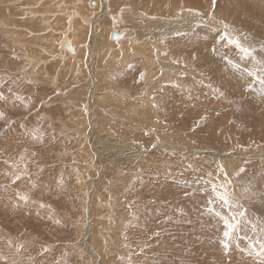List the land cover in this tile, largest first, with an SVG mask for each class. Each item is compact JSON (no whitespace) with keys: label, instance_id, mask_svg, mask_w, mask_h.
Here are the masks:
<instances>
[{"label":"rangeland","instance_id":"1","mask_svg":"<svg viewBox=\"0 0 264 264\" xmlns=\"http://www.w3.org/2000/svg\"><path fill=\"white\" fill-rule=\"evenodd\" d=\"M9 1L11 2H8V0H2L0 2V9H2L0 10V20L3 19L2 22L4 21V24H7L9 22L11 24H9L10 28L14 25V28H11L14 29L12 33L17 31L18 34H16V32L14 35H12V37L14 36V39H12L10 38L11 35L8 34L9 32L7 31V29H5L6 31L3 30V27L5 26L0 25V27L3 28H0V112L4 113V119H0V191L2 190L0 193H4L3 190L7 189V192L12 193L13 195L18 193L24 194L27 197V200H25L26 204H23V201H19V203H22V205L20 206L21 209L19 208V214H16L15 218H12V220L15 219L14 222L17 223L16 226L12 228L11 224H6L3 221L5 218L9 219L10 217L3 218V209H1L3 207V204L7 203L9 200H6L4 202L3 196L0 195V202H3V204L0 203V211L2 212L3 219H1L0 214V264L1 262L2 264H83L82 261L80 262L78 260L79 254L77 251L79 250V248H72L73 245H76L82 239L79 237V232L75 230V224L73 226L69 224V220L71 217H75V219H77L80 216V219H82V221L84 220V216L85 218H87L86 213H83L82 209H80L79 200L76 197L78 190L77 188H80V184L82 186H86V184H83V182L79 181V179H77V177L75 176H79L81 172L85 175L87 174L85 177L86 179L83 181L84 183H86L87 181L89 182V180H92L93 178H95V176L98 177V173L95 171L97 170L98 166L112 163L113 160L116 159L120 161L121 159L123 160L130 157H133L135 159L141 158L143 163H141V165L138 164L135 169H133L132 175L130 174V171H127V173L121 172L122 175L120 174V171L118 172L120 174L119 176H129L126 177L129 179L124 182L123 186H119L121 188V191L114 194L113 198L115 199V202L116 204H118L119 208L125 207L126 211L128 212H125L126 215L124 214V218L121 223L122 226H125L122 227L123 232L124 228H126V233L124 232L125 240H123L124 242H127L125 243V246L128 247L127 250H132H129L130 252H132H129V255L132 256L133 252V255L137 254L136 256L139 259L138 264H175L176 262L178 264H264V136L262 135V137H260L259 134L258 136H256L253 133L255 130L261 133V131H263L262 128H264V120H262V116H264V83H261V81L264 80V65H262L263 68L262 66H260V64H264V61H258L257 58L258 56L259 58L264 59V37L257 35V31H260V29H264V0H250L254 1V3L260 4L262 7L257 8L253 12L249 11V8L247 9L246 6L245 9L243 8L244 6L241 7L242 2H245L246 0H209L212 2L210 6L211 14H206L207 10H201L200 8H185L182 9V11H180L177 15L166 19L165 24H163L166 27L162 30L159 27H156L158 26V23H161L160 20L162 19H159L158 16L155 17V15L148 14L146 11L141 10L139 12L136 9L135 11L134 8L127 9L128 7H124L116 13L112 12V6H115L113 3H116L115 0H98L100 3L99 8L95 11H92L91 9L93 7V0H78V4H82L78 8H75L77 10L79 9L76 13H80L81 16H83H80V19L78 17L77 18L79 20H82V24H85L81 25V32L78 30L81 28L79 27L81 22L79 23L78 27L76 26V23H74L77 18L71 22H67L68 20L65 19V17L61 18V20H59V18L57 17L56 21L59 20V22L54 23L52 15V13L55 12L54 7L58 12L61 8L58 6L63 3L65 5L63 9L66 7L65 9H68L66 11L68 15H70L69 13L71 9L74 7V5H76L73 4L74 0H45V4L47 5L43 6V8H40V6L42 7V5H44V3L42 4L43 0L37 1L38 6L37 4H35L36 0H34V2H32V0ZM14 1H17V3H14ZM7 2L8 4H10L8 5L9 8H6L8 7L6 6ZM85 2L88 5L85 4ZM13 3L15 4V6ZM23 4L25 5L23 6ZM29 5L32 8L35 5L36 8H39L36 9L34 7L36 10L34 8L32 10ZM206 5L208 6V3ZM22 7H26L25 9L28 10L25 11V9ZM63 9L62 11L66 12L65 9ZM105 9H107L108 11L105 12ZM14 10H17L18 12H15ZM27 11H29L30 13ZM38 11L39 13L43 14V18H37V16L33 15ZM218 11L224 13L229 11L230 14L233 12L231 14L232 18L239 20L238 22H240V25L239 23L237 25V22H234V19L231 21H227L225 18L223 19V17H218L216 13ZM21 13L23 14L21 15ZM24 13L28 18L30 17V19H27ZM84 13L87 14L85 15ZM102 13L104 14V21H98L97 14L102 15ZM18 16L20 17V19L18 18ZM118 16L120 18H118ZM3 17H5V19ZM35 17L36 20H32L35 19ZM200 17H202V20L199 19ZM49 18L50 20H48ZM82 18H84V20ZM103 18H101V20ZM10 19L13 21H11ZM16 19H18L19 21ZM145 19L147 20V27L145 28H148L146 30V34L148 33L149 36L151 35L152 39L156 37V35L154 34H157V32H162L161 35L164 36V39H161V42L158 40L156 41L159 44L161 50L158 51V63L164 66L170 65L171 67H173V73L171 72L173 74L172 79H165L164 81H161L159 86L157 85V88L154 89V93L151 94L146 93L148 89V86L146 85L147 82L144 80V75L146 72L144 73V71L140 69L141 66L137 63V61L127 60L124 68L122 67L119 72L113 71V73L109 72L108 74H103L102 71H100L99 66L97 64H94L96 62L98 63L97 50L102 49V46L99 44L100 41L98 40V35H100L98 33L101 30L107 27L106 30L108 32L110 30H115L126 34L125 37H122V40L124 41L122 42V44L124 43L123 45H120L118 47L113 46L111 48L114 56L118 53V50L124 52L127 43L129 42L127 36L130 35L131 37L133 35L132 31H134L136 36H138V40H136L141 41L142 35L138 30L144 27ZM242 19L247 22H242ZM28 21L32 22V26L34 27H30L31 24H28ZM64 21H66L67 23H64ZM104 22L106 23L104 24ZM68 23H70L73 27L72 30L73 33H75L76 37L74 41H77L76 44L78 48H80V50L82 51L85 50L84 55H81V51L77 52L76 56L78 59L85 57L84 62H80V66L78 65L77 70L75 68L71 69L67 59H65V61L62 60L61 57H58L62 54L63 51H66L65 48L62 49L63 47L61 44V42L64 40V36L65 38L67 37V42L69 41L68 45L70 44L69 46H72V43L70 41L73 38V34L69 29L71 25H68ZM230 23L232 24L230 25ZM129 24L133 27L132 29L128 26ZM224 24L227 25V27H225ZM48 26L52 28V32L50 34L46 32ZM16 28L17 30H15ZM255 28H258L259 30ZM18 29L20 30V32ZM209 29L211 33H215L214 35L217 36L214 42H216L217 44H222V49H224L225 47L231 50L229 53L230 55L228 56L224 54V50L222 51V54L216 53V49L213 50V55L218 57L219 60H222L225 65H229L230 69H225L223 71L222 68L218 66V64H220L221 62L219 63L216 61H212L210 60V58L206 59V56H203V53V57L199 56L194 58H189L186 54L183 56L180 55L179 58L168 56V50L164 44H166V39L170 41L172 37L175 36V39L181 38L185 48H190L189 46H191L192 49H195V52L201 53L203 49H200V44L196 42H194L193 44L191 43V41L190 43H187L184 41L192 39H188L189 35L195 36L193 34L198 32L199 34H205L202 32L207 30L209 31ZM69 32L71 33V35ZM46 33L48 36L46 35ZM230 33H233V35ZM245 34L249 35L247 36L248 38ZM18 36H21L20 38L24 37L22 41L19 40L20 38H18ZM33 36L35 37L32 38ZM5 37H7L8 39ZM47 37H53L56 41H54V39L52 38L51 39L53 40V42L51 39L47 40ZM205 37L210 40L209 42H212L211 38H208V35H206ZM252 37L255 39L253 40ZM16 38H18V41L16 40ZM44 38L46 39V41L44 40ZM251 40L255 43L253 44ZM230 41L238 42L242 48H247L250 54L245 55L240 50V48L236 46V43H230ZM21 42H24L22 43L23 45L21 44ZM209 42H206L205 44H203V46L205 45L206 47V45H211ZM31 43H33V45ZM35 43L38 44V46H36ZM92 43V47H95L97 45V49L95 48L91 51L87 46L91 45ZM13 44L16 48L13 47ZM15 44L17 46L21 44V47L18 46L17 49V46ZM81 44L85 46L84 50L82 49L83 46ZM250 44L252 45L250 46ZM25 47L27 48V50ZM47 49H52V52ZM20 52H22L24 55ZM231 54H233L234 58L231 57ZM260 54L261 56H259ZM184 58H186V61H184ZM30 60H37L39 63L43 62V64H45L44 67H42L43 64H40V67L44 68L43 70H37L42 75L38 76L37 74L36 76V74L33 73L34 64H31ZM24 61L26 62V64H24ZM191 61L193 64L191 63ZM242 63H250V67L247 68V66H244ZM16 67L20 69H17ZM23 67L25 70L23 69ZM91 67H94V70L92 68L93 73L90 72ZM175 67L184 71L186 70L187 73L179 74L178 72H176ZM187 67L193 70L194 74L196 72V75H199L196 76V79L198 81H196L195 75L193 76V74H191V71L187 69ZM235 68L236 71L239 70L241 73H243L242 77L238 76L239 79L238 77H236L237 74L233 72ZM78 70L80 71V74L78 73ZM27 72L31 73H28L29 77H33L32 79L34 81H30L28 79L29 77L27 79H24L23 74ZM45 72L49 75V77ZM188 73L191 74V76H188ZM189 79H192V81L194 83H197L198 86H195V89L197 88L196 91H185V99L187 98V100H199L200 97H198V90L201 89V87L202 89H204L203 87H205L207 89L209 88L208 93L205 92V96L207 98L210 97V100L214 102V107H218V104L224 103V107H222L216 113V116H218L220 115L221 110H224V121L226 120L224 122V127L222 128V130L224 131V139L215 138L214 140L213 138V136H216V134L214 135V131H217V124L216 122H214L215 120H213L211 116L214 113H211V109H209L208 107L209 104L199 106V103H197L198 105L194 104L193 106V103L191 102V104L187 106L188 109L184 108L185 112H181L184 114L181 116V118H183L181 122L178 123L177 120H173L172 117L170 118V116H173V114L170 115L171 107L169 108L166 107L167 105H164L165 103L167 104V102H169L168 100H166V98L167 96H170V98L173 100H169L174 105V101L176 100L172 96L180 94L182 92L181 90H186L185 82ZM38 80L39 82H37ZM177 80L180 82H178ZM48 83L51 84L49 85ZM108 83L109 86L114 87L107 88L109 87ZM96 84L100 87H98ZM45 86H47V88ZM45 88L48 90L46 91ZM104 88H106V90ZM113 89L115 90L114 92ZM76 92H81L82 96L85 95L86 102L84 103V106L81 103H78L77 100L75 101V99L73 98L75 97ZM194 92L197 93L195 94ZM97 96L101 97L100 102L97 103L99 104L98 107H96V104H93L90 101ZM145 97L149 98L150 100L147 106H149L148 112L152 120V123H150V121L145 122L147 123L145 124L147 125L146 128H141L140 125H143V123H136L137 120H133V123L135 124L132 125L126 124V121H124V119H115V116L112 114H104V117L100 116V114L98 115V113H100L101 111L103 112L104 109L105 111L115 112L116 116L119 118H125V114H130L131 116V114L135 112V110L134 108L128 107V105L126 104H134L136 103V100H139L140 98L145 99ZM11 98H13L14 100ZM29 98L31 99V101L29 100ZM7 101L10 103H8ZM131 101H134V103ZM144 104L145 103H143V107L146 105ZM172 104L169 103V106L173 107ZM124 105L126 106V108ZM197 106L199 107L196 111H201L200 113L202 115L200 118L195 120L192 117H189V111L193 110V107L195 108ZM49 107L52 109H49ZM121 107H123L124 109H122ZM143 107L140 104L135 108L144 113V111L146 110ZM46 110L48 113L46 112ZM124 110L126 111L124 112ZM160 113L168 115V117L170 118V121H168L167 125L164 120L162 121ZM49 119L51 121H49ZM97 121L99 123H97ZM106 121L107 123H105ZM123 121L125 123V126L119 127L118 125L112 124L113 122H118L119 124ZM158 122H162L160 126L159 124H157ZM78 124H80L81 128H78ZM110 125H113V128L110 127ZM219 128L220 127L218 126V130H220ZM92 129L93 133H91ZM98 130H101V133H98ZM164 131L177 134L181 133L185 136L189 135L190 137L195 136L192 138V140L188 138L189 142H191L190 144L192 148L189 147L190 149H186L183 147L181 149L180 147H178L179 150H175L177 154L176 157V155L173 153V146H169V143L172 142L165 139L166 132ZM129 132H131V134ZM206 133L209 134L207 135ZM98 134L103 135L106 139L110 138V141L117 143L121 147V150H118V155H108L109 157L116 158L109 159L110 161L106 162L104 161L106 160V157H103V160L101 159L102 162L100 161L101 165L97 163V157L94 156L95 154L89 141L90 139L95 140L92 136H98ZM195 134H197L198 136ZM33 135L37 136L36 139H33ZM72 135L73 137H70ZM20 137L23 138L20 139ZM256 137L261 140H258ZM81 139L87 141L84 144V147L86 146V143L88 144L86 148H84L82 144L77 142ZM70 143L73 145V147ZM221 144L224 148L221 146ZM64 148L67 150L65 152L69 153H64ZM68 149H70L71 151H68ZM155 152L162 153L166 156L165 162L162 165L163 167L159 166V160L156 159L155 161ZM63 158L67 159L64 160ZM85 159H87V161ZM210 160L216 163L217 168H215L214 171H209V169L211 168L209 164H211V162L208 161ZM170 161L173 162L171 163ZM160 162L163 161L160 160ZM3 164L6 165L2 167ZM80 164H82L81 168L83 171L80 168ZM70 165L77 167L79 166L80 173H73L77 169L73 170ZM228 165L231 167V169L228 167ZM236 166H238L237 169H235ZM150 168H156V170H150ZM157 168H159L160 170H158ZM222 169L225 171H223ZM84 170L87 173H85ZM135 170L139 174L136 173ZM15 175H20V179L13 183V177ZM130 175L133 177H131ZM171 176L174 177L171 178ZM32 177L34 178L33 181H31ZM221 182H223L224 185ZM27 183L31 184V186ZM42 183H45L46 185H43ZM30 187H32V189ZM41 187L43 189H38ZM130 187L132 188L130 189ZM213 188L216 189L215 192L213 191ZM148 189L149 191H147ZM100 191L101 194L102 190ZM147 193L150 194L147 195ZM217 193L227 194L229 203L225 205L223 201L217 198ZM145 196H147V198ZM118 200L121 201L119 202ZM41 205H43V207H41ZM13 206L14 205L12 204L9 207L11 208ZM242 212L244 213V215H240V213ZM43 213L48 214L47 219L46 217H44L45 214L41 215ZM86 220H84L83 222L85 223ZM53 222H55L54 225L52 224ZM226 222L227 224L235 225V228L232 230L230 237L224 236V232L228 230L226 227ZM36 230L39 231V233ZM131 235L136 238L135 242H137L131 245V247H133L134 249L130 247V244L132 243L129 240V236ZM138 236L141 239H139ZM70 241L74 242V244L71 245ZM225 244H227V248H225ZM61 252H63L64 254ZM113 255L115 254H112L111 256ZM44 257L48 259L47 262L46 260H44L45 263L43 262V259H45ZM117 260L119 262L122 261L119 264L128 263L130 257H118ZM130 261L129 264H132Z\"/></svg>","mask_w":264,"mask_h":264},{"label":"bare ground","instance_id":"2","mask_svg":"<svg viewBox=\"0 0 264 264\" xmlns=\"http://www.w3.org/2000/svg\"><path fill=\"white\" fill-rule=\"evenodd\" d=\"M2 0H0V2H1ZM18 1V0H17ZM17 1H14V3L16 2L17 3ZM25 1V0H24ZM31 1V0H30ZM37 1L38 0H36L35 1V4H37V6H38V3H37ZM42 1V0H41ZM47 1V0H46ZM51 1V0H50ZM59 1V0H58ZM68 1V0H67ZM81 1V0H80ZM84 1H86V0H84ZM92 1V0H91ZM112 1V0H111ZM116 1V3H113L115 6H112V12H117V11H119V10H121L122 8H124V7H128L127 9H132V8H134V10L136 9L137 11H141V10H143V11H146L148 14H151V15H155V17L156 16H158V18L159 19H162V20H160L161 21V23H158V26H156V27H159L161 30L163 29V28H165L166 26H164L163 24H165V20L166 19H168V18H170V17H172V16H175V15H177L180 11H182V9H187V8H191V7H193V8H200L201 10H207L206 11V14L208 13H210L211 12V10H210V6H211V4H212V2L211 1H209V0H115ZM8 2H11V1H9L8 0ZM8 2H7V5L6 6H8V5H10V4H8ZM32 2H34V0H32ZM31 2V3H32ZM49 2V1H48ZM47 2V3H48ZM108 2V1H107ZM106 2V3H107ZM4 3V2H3ZM13 3V4H14ZM28 3V2H27ZM30 3V4H31ZM44 3V5H42ZM46 2H45V0H43L42 1V7L40 6V8H43V6H45V5H47V4H45ZM58 3V2H57ZM68 3V2H67ZM66 3V4H67ZM81 3V2H80ZM84 3V2H83ZM89 3V2H88ZM112 3V2H111ZM208 3V6L206 5ZM2 4V3H1ZM33 4V3H32ZM50 4V3H49ZM48 4V5H49ZM73 4H76V5H74V7L71 9V11H70V15H68V13H67V11L66 10H68V9H65V11L66 12H63L62 11V9H63V7L65 6L64 5V3L63 4H61L60 6H58V7H61L60 9H59V11L57 12L56 11V9H55V7H54V10H55V12L54 13H52V15H53V19H54V23H57V22H59V20H61V18H63V17H65V19H67L68 21L67 22H71V21H73V20H75L77 17L80 19V16H81V14L80 13H76L78 10L77 9H75V8H78L80 5L78 4V0H76V2H75V0H74V3ZM85 4H87L86 2H85ZM85 4H84V6H85ZM241 4V3H240ZM245 4V5H244ZM25 4H23V6H24ZM28 5V4H27ZM34 5V4H33ZM32 5V6H33ZM69 5H70V3H69ZM68 5V6H69ZM88 5V4H87ZM87 5H86V8H87ZM99 5H100V3H99V1L98 0H93V7H92V11H95V10H97L98 8H99ZM111 5V4H110ZM14 6H15V4H14ZM19 6H21V5H19ZM19 6H17V7H19ZM50 6V5H49ZM83 6V5H82ZM109 6V5H108ZM244 6V7H243ZM245 6H246V8L248 9L249 8V11H251V12H253V11H255L257 8H262L261 7V5L260 4H258V3H254V1H250V0H246L245 2H242V4H241V7H243L244 9H245ZM16 7V8H17ZM29 7H31L30 5H29ZM28 7V8H29ZM36 8V5L35 6H33V8ZM51 7V6H50ZM2 8H3V6H2ZM6 8H9V6L8 7H6ZM6 8H4V9H6ZM21 8V7H20ZM22 8H24V7H22ZM26 8V7H25ZM24 8V9H25ZM32 8V7H31ZM33 8H32V10H33ZM34 8V9H35ZM37 8H39V7H37ZM36 8V9H37ZM83 8V7H82ZM81 8V9H82ZM85 8V9H86ZM90 8V7H89ZM88 8V9H89ZM228 8V7H227ZM14 9H15V7H14ZM30 9V8H29ZM35 9V10H36ZM52 9V8H51ZM63 9V10H64ZM0 10H2V9H0ZM20 10V9H19ZM22 10V9H21ZM26 10H28V9H25V11ZM45 10H46V8H45ZM53 10V9H52ZM83 10V9H82ZM82 10H80V11H82ZM135 10V11H136ZM4 11V10H3ZM8 11V10H7ZM9 11H10V9H9ZM15 11V10H14ZM17 11V10H16ZM15 11V12H16ZM30 11V10H29ZM29 11H27V12H29ZM44 11V10H43ZM85 11V10H84ZM108 10L107 9H105V12H107ZM248 11V10H247ZM248 11V12H249ZM6 12V11H5ZM15 12H14V16H15ZM18 12V11H17ZM20 12V11H19ZM42 12V11H41ZM45 12V11H44ZM43 12V13H44ZM57 12V13H56ZM73 12H74V14H73ZM87 12V11H86ZM97 12V11H96ZM102 12V11H101ZM109 12H110V10H109ZM125 12V11H124ZM127 12V11H126ZM145 12V13H146ZM234 12H235V10H234ZM26 13V12H25ZM24 13V15H26ZM30 13V12H29ZM37 13V14H36ZM35 14H33L34 16H37V18L39 17H42L43 18V14L42 13H39V11L38 12H36ZM50 13V12H49ZM48 13V14H49ZM82 13V12H81ZM190 13V12H189ZM217 13V15H218V17H220V18H222L223 17V19L225 18L227 21H231V20H233L234 19V22L236 21L237 22V25H238V23H239V25H240V22H238L239 20H237V19H235V18H232V16H231V14L233 13H229V11L228 12H226V13H224V12H221V11H218V12H216ZM2 14V13H1ZM18 14V13H17ZM23 13H21V15H22ZM85 15L87 14V13H84ZM89 14H91V13H89ZM123 14V13H122ZM137 14V13H136ZM138 14H140V13H138ZM211 14V13H210ZM235 14V13H234ZM20 15V16H21ZM30 15V14H29ZM32 15V14H31ZM32 15V16H33ZM84 15V16H85ZM143 15V14H142ZM193 15V14H192ZM202 15V14H201ZM215 15V14H214ZM83 16V15H82ZM81 16V17H82ZM103 16H104V14L102 13V15L100 14V15H98L97 14V19H98V21H104V18H103ZM107 16H108V14H107ZM106 16V17H107ZM186 16V15H185ZM241 16V15H240ZM26 17H27V15H26ZM57 17L59 18V20L58 21H56L57 20ZM86 17H88V16H86ZM109 17H110V15H109ZM135 17V16H134ZM146 17V16H145ZM152 17V16H151ZM154 17V16H153ZM177 17V16H176ZM209 17V16H208ZM236 17V16H235ZM4 19H5V17H3ZM18 18L20 19V17L18 16ZM48 18V17H47ZM46 18V19H47ZM51 18V17H50ZM50 18L48 19V20H50ZM76 19L75 20V22L74 23H76V26L78 27V25H79V23L82 21V20H79V19ZM96 18V17H95ZM95 18H94V21H95ZM101 18H103L102 20H101ZM118 18H120L119 16H118ZM193 18V17H192ZM202 17H200L199 19L200 20H202L201 19ZM210 18V17H209ZM241 18V17H240ZM27 19H30V17L28 18L27 17ZM46 19H45V21H46ZM83 20H84V18H82ZM87 19V18H86ZM122 19V18H121ZM130 19V18H129ZM141 19V18H140ZM185 19V18H184ZM188 19V18H187ZM198 19V20H199ZM3 20V19H2ZM2 20H0V25L1 26H5V27H0L1 29H3V30H5V29H7V31L9 32L8 34L9 35H11V37L10 38H12V39H14L13 37H12V35H14L17 31H15L14 33H12L13 32V30L14 29H11V28H14L13 26L10 28L9 26L11 25L9 22L7 23V21H6V23L8 24H4L3 22H2ZM11 20V19H10ZM16 20H18V19H16ZM32 20H36V17H35V19H32ZM120 20V19H119ZM178 20V19H177ZM190 20V19H189ZM213 20V19H212ZM241 20V19H240ZM11 21H13V20H11ZM15 21V20H14ZM19 21V20H18ZM31 21V20H30ZM56 21V22H55ZM123 21V20H122ZM145 21V24H144V27H142L140 30H138L139 31V33L142 35L141 36V41H137L138 39V36H136V34L134 33V31H132V36L130 37V35H128L129 34V32H128V36H127V39L129 40V42L127 43V46H126V48H125V50H124V52H121L120 50H118V53L117 54H115L114 56H113V53H112V47L114 46V47H118V46H120V45H123L122 44V42H124L123 40H122V37L124 36L125 37V35L126 34H123V33H121V32H119V31H113V30H110L109 32L106 30V28H104L103 30H101L98 34H100V35H98V40L100 41L99 42V44L102 46V49L101 50H97L96 52H97V55H98V63L96 62V63H94V64H97L98 66H99V69H100V71H102V73L103 74H108L109 72L110 73H113V71H115V72H119V70L120 69H122V67L124 68V66H125V64H126V61L127 60H135V61H137V63L141 66L140 67V69L142 70V71H144V73H145V77H144V80L147 82V86H148V89H147V92L146 93H149V94H151V93H154V89L155 88H157V85L159 86V84H160V82L161 81H164L165 79H169V80H171L172 79V76H173V67H171L170 65L169 66H164V65H161V64H159L158 62L159 61H157V59H158V51L160 50V46H159V44L156 42L157 40L158 41H160L161 42V39L163 40L164 39V36H162L161 34H162V32H157V34H154V35H156V37H154V39H152L151 38V35L149 36V34L147 33L146 34V30L148 29V28H145V27H147L146 26V22H147V20L145 19L144 20ZM150 21V20H149ZM180 21V20H179ZM178 21V22H179ZM187 21V20H186ZM23 22V21H22ZM22 22H21V24H22ZM29 22V21H28ZM50 22V21H49ZM61 22V21H60ZM66 21H64V23H65ZM66 22V23H67ZM127 22V21H126ZM131 22V21H130ZM134 22V21H133ZM141 22V21H140ZM209 22V21H208ZM214 22V21H213ZM220 22V21H219ZM242 22H247V21H244L243 19H242ZM255 22V21H254ZM11 23H13V22H11ZM16 23V22H15ZM35 23V22H34ZM52 23V22H51ZM106 22H104V24H105ZM151 23V22H150ZM172 23V22H171ZM183 23V22H182ZM204 23V22H203ZM10 24V25H9ZM28 24H31V26L30 27H34V26H32V22H29ZM27 24V25H28ZM36 24H37V21H36ZM40 24V23H39ZM50 24V23H49ZM125 24V23H124ZM140 24V23H139ZM189 24V23H188ZM210 24V23H209ZM232 23H230V25H231ZM244 24V23H243ZM252 24V23H251ZM56 25V24H55ZM68 25H71L70 23H68ZM81 25H85V24H82V22L80 23V26L79 27H81ZM167 25V24H166ZM169 25V24H168ZM171 25V24H170ZM176 25V24H175ZM194 25H196V24H194ZM208 25V24H207ZM225 25V24H224ZM257 25V24H256ZM36 26V25H35ZM40 26V25H39ZM43 26V25H42ZM45 26V25H44ZM46 26H47V24H46ZM54 26V25H53ZM103 26V25H102ZM101 26V27H102ZM113 26V25H112ZM131 29L133 28L130 24L128 25ZM181 26H182V24H181ZM258 26V25H257ZM256 26V27H257ZM23 27V26H22ZM59 27V26H58ZM70 27V26H69ZM71 27H72V25H71ZM69 28L70 29V31H72V34H73V38L71 39V43H72V46H69L68 45V43H69V41L67 42V37L65 38V36H64V40L61 42V44H62V49H64L65 48V50L66 51H63L62 52V54L60 55V56H58V57H61V59L62 60H65V59H67V61L69 62V64H70V67H71V69L72 68H75L76 70L78 69V65L80 66V62L82 63V62H84V58L85 57H82L81 59H78L77 58V52L79 51H81L82 53H81V55L83 54L84 55V48H85V46H83L82 44V49L84 50V51H82V50H80V48H78V46H77V44H76V42L77 41H74L75 40V33H73V27L72 28ZM84 27V26H83ZM120 27V26H119ZM152 27V26H151ZM171 27V26H170ZM186 27H187V25H186ZM193 27H195V26H193ZM212 27V26H211ZM216 27H218V26H216ZM237 27H239V26H237ZM62 28V27H61ZM89 28V27H88ZM88 28H87V31H88ZM121 28V27H120ZM128 28V27H127ZM137 28V27H136ZM144 28V29H143ZM172 28V27H171ZM243 28H245V27H243ZM259 28V27H258ZM258 28H255V29H258ZM46 29V28H45ZM64 29V28H63ZM82 29V27L80 28V29H78L79 31ZM90 29V28H89ZM123 29V28H122ZM135 29V28H134ZM139 29V28H138ZM143 29V30H142ZM153 29V28H152ZM158 29V28H157ZM170 29V28H169ZM172 29H174V28H172ZM190 29V28H189ZM202 29V28H201ZM200 29V30H201ZM242 29V28H241ZM15 30H17V28L15 29ZM19 30V29H18ZM25 30V29H24ZM92 30V29H91ZM93 30H94V28H93ZM95 30H96V28H95ZM125 30V29H124ZM175 30V29H174ZM177 30V29H176ZM204 30H205V28H204ZM259 30V29H258ZM6 31V30H5ZM98 31V30H97ZM96 31V32H97ZM129 31V30H128ZM172 31V30H171ZM203 31V30H202ZM241 31V30H240ZM1 32V31H0ZM19 32H20V30H19ZM46 32L48 33V34H50L51 32H52V28L51 27H49L48 26V28L46 29ZM54 32V31H53ZM81 32V31H80ZM95 32V31H94ZM124 32V31H123ZM179 32V31H178ZM188 32V31H187ZM246 32V31H245ZM27 33V32H26ZM47 33H46V35H47ZM70 33V32H69ZM76 33H77V31H76ZM79 33V32H78ZM93 33V32H92ZM150 33V32H149ZM166 33V32H165ZM177 33V32H176ZM193 33V32H192ZM202 33H205V34H199V32L198 33H195V34H193V35H195V36H191V35H189V37H188V39L189 38H192V39H189L188 41H184V42H189L190 43V41H191V43H193L194 44V42H196V43H198V44H200V49L202 50L203 49V51L201 52V53H198V52H195L194 50L195 49H192V47L191 46H189L190 48H185L184 47V45H183V42H182V40H181V38L180 39H175V37H172V39L170 40V41H168L167 39H166V44H164L165 46H166V48H167V50H168V56H172V57H177V58H179L180 57V55H187L189 58H194V57H203L204 55L206 56V59H208V58H210V60H212V61H216V62H221L220 64H218V66L220 67V68H222V70L224 71L225 69H230V66L229 65H225V63L222 61V60H219V58L218 57H216V56H214L213 55V50H215V51H217L216 53H219V54H222L223 52V50H224V54L226 55V56H228V55H230L229 53H230V49L229 48H225L224 47V49H222V44H217L216 42H214L215 41V39H216V35H214L213 33H211L210 32V29H209V31L207 30V31H204V32H202ZM217 33V32H216ZM224 33V32H223ZM3 34V33H2ZM16 34H18V32L16 33ZM31 34V33H30ZM29 34V35H30ZM84 34H85V32H84ZM89 34H90V32H89ZM96 34V33H95ZM230 34H232L233 35V33H230ZM236 34H239V33H236ZM240 34H241V32H240ZM4 35H6V34H4ZM25 35V34H24ZM43 35V34H42ZM41 35V36H42ZM46 35H44V36H46ZM69 35V34H68ZM70 35H71V33H70ZM82 35V34H81ZM139 35V34H138ZM181 35V34H180ZM206 35H208V38H211V40H212V42H209L210 40H208L205 36ZM222 35V34H221ZM246 35V34H245ZM257 35H259V36H261V37H264V29H260V31H257ZM22 36V35H21ZM20 36V37H21ZM38 36V35H37ZM48 36V35H47ZM77 36V35H76ZM224 36V35H223ZM222 36V37H223ZM247 36H249V35H246V37ZM17 37V36H16ZM19 36H18V38H20ZM35 36H33L32 38H34ZM84 37H86V36H84ZM92 37V36H91ZM140 37V36H139ZM185 37V36H184ZM238 37V36H237ZM5 38H7V37H5ZM18 38H16V40L18 39ZM24 38V37H23ZM23 38H20L19 40H21L22 41V39ZM31 38V37H30ZM42 38V37H41ZM48 39L47 40H49V39H54V41H56L55 40V38H53V37H51V38H49V37H47ZM107 38V39H106ZM197 38V39H196ZM243 38V37H242ZM248 38V37H247ZM253 38V37H252ZM8 39V38H7ZM51 39V40H52ZM137 39V40H136ZM169 39V38H168ZM218 39V38H217ZM239 39V38H238ZM251 39V38H250ZM255 38H253V40H254ZM11 40V39H10ZM44 40L46 41V39L44 38ZM81 40V39H80ZM125 40V39H124ZM127 40V41H128ZM147 40H148V42H147ZM187 40V39H186ZM219 40V39H218ZM242 40V39H241ZM240 40V41H241ZM13 41H15V40H13ZM18 41V40H17ZM27 41V40H26ZM44 41V42H45ZM73 41V42H72ZM89 41V40H88ZM222 41V40H221ZM225 41V40H224ZM252 41V40H251ZM250 41V42H251ZM20 42V41H19ZM24 42H25V40H24ZM24 42H21V44L22 43H24ZM49 42H51V41H49ZM52 42H53V40H52ZM96 42V41H95ZM206 42H209L211 45H206V47H205V45L203 46V44H205ZM253 42V41H252ZM259 42V41H258ZM15 43V42H14ZM228 43V42H227ZM255 42H253V44H254ZM0 44H1V42H0ZM21 44L20 45H18V46H20L21 47ZM32 45H33V43H31ZM36 44V43H35ZM197 44V45H198ZM202 44V45H201ZM225 44V43H224ZM260 44V43H259ZM16 45V44H15ZM23 45V44H22ZM28 45V44H27ZM53 45V44H52ZM80 45V46H81ZM96 45V44H95ZM187 45H189V44H187ZM191 45V44H190ZM213 45H215V46H213ZM252 44H250V46H251ZM17 46V45H16ZM18 46H17V49H18ZM36 46H38V44H36ZM59 46V45H58ZM93 46V43L91 44V45H89V46H87L91 51L92 50H94L96 47H97V45L95 46V47H92ZM194 46V45H193ZM245 46H246V44H245ZM9 47H11V46H9ZM13 47L14 48H16L15 46H14V44H13ZM12 47V48H13ZM52 47V46H51ZM164 47V46H163ZM199 47V46H198ZM26 48V47H25ZM31 48V47H30ZM30 48H29V50H30ZM55 48V47H54ZM87 48V49H88ZM195 48V47H194ZM220 49V51H219V49ZM20 49V48H19ZM22 49V48H21ZM46 49V48H45ZM97 49V48H96ZM122 49V48H121ZM16 50V49H15ZM26 50H27V48H26ZM39 50V49H38ZM47 50H49V49H47ZM52 50V49H51ZM51 50H49L50 52H52ZM104 50V51H103ZM229 50V51H228ZM19 51V50H18ZM48 51V52H49ZM59 51V50H58ZM161 51V50H160ZM166 51V50H165ZM54 52V51H53ZM233 52V51H232ZM20 53H22V52H20ZM55 53V52H54ZM54 53H52V54H54ZM59 53V52H58ZM198 53V54H197ZM202 53H203V56H202ZM255 53V52H254ZM9 54V53H8ZM23 54V53H22ZM26 54H27V52H26ZM30 54H31V51H30ZM215 54V53H214ZM234 54V53H233ZM233 54H231V57H233L234 58V56H233ZM24 55V54H23ZM34 55V54H33ZM118 55V56H117ZM31 56V55H30ZM53 56V55H52ZM93 56V55H92ZM259 56H261V54L259 55ZM10 57V56H9ZM20 57V56H19ZM18 57V58H19ZM32 57V56H31ZM51 57V56H50ZM6 58V57H5ZM34 58V57H33ZM106 58H107V60H106ZM205 58V57H204ZM257 58H258V61H264V59L263 58H259L258 56H257ZM93 59V58H92ZM185 60L184 61H186V58H184ZM188 59V58H187ZM18 60V59H17ZM193 60V59H192ZM249 60V59H248ZM12 61V60H11ZM15 61V60H14ZM13 61V62H14ZM49 61V60H48ZM59 61V60H58ZM66 61V60H65ZM203 61V60H202ZM236 61H238V60H236ZM5 62V61H4ZM7 62V61H6ZM25 62V61H24ZM50 62V61H49ZM52 62V61H51ZM94 62V61H93ZM197 62V61H196ZM30 63L31 64H34V67H33V70L34 71H37L38 69H44V68H42V67H44V65L45 64H43V62H38L37 60H30ZM46 63V62H45ZM108 63H110V64H108ZM191 63H192V61H191ZM199 63V62H198ZM241 63V62H240ZM251 63V62H250ZM250 63H242L244 66H247V68L248 67H250ZM258 63V62H257ZM24 64H26V62L24 63ZM28 64V63H27ZM40 64H43V66L42 67H40ZM50 64H52V63H50ZM159 64V65H158ZM185 64V63H184ZM187 64V63H186ZM193 64V63H192ZM91 65V64H90ZM207 65V64H206ZM258 65V64H257ZM262 65H264V64H260V66H262ZM16 66H18V65H16ZM88 66H89V64H88ZM212 66V65H211ZM10 67V66H9ZM62 67V66H61ZM85 67V66H84ZM160 67V68H159ZM185 67V66H184ZM196 67V66H195ZM205 67H207V66H205ZM256 67V66H255ZM6 68V67H5ZM15 68V67H14ZM17 68V67H16ZM64 68V67H63ZM92 68H93V70H94V67H91V71L90 72H92ZM202 68V67H201ZM200 68V69H201ZM246 68V69H247ZM262 68H263V66H262ZM17 69H20V68H17ZM16 69V70H17ZM23 69H24V67H23ZM22 69V70H23ZM59 69V68H58ZM61 69V68H60ZM80 69V68H79ZM97 69V68H96ZM175 69H176V72H178L179 74H184V73H187L186 72V70L184 71V70H182V69H178L177 67H175ZM187 69H189L190 71H191V74H193V76L195 75V79H196V76H199V75H196V72H195V74L193 73L194 71L193 70H191L190 68H188L187 67ZM196 69V68H195ZM216 69V68H215ZM13 70V69H12ZM25 70V69H24ZM29 70V69H28ZM161 70V71H160ZM207 70V69H206ZM209 70V69H208ZM217 70V69H216ZM220 70V69H219ZM33 71V73H35L36 74V76H37V74H38V76L39 75H42L41 73H39L38 71L37 72H34ZM65 71V70H64ZM99 71V70H98ZM80 71L78 70V73H79ZM81 72H82V70H81ZM141 72V71H140ZM172 72V73H171ZM210 72V71H209ZM235 74H237V76L236 75H234V76H236V77H238V76H243V73H241L239 70H237L236 71V68H235V70L233 71ZM232 72V73H233ZM14 73V72H13ZM12 73V74H13ZM31 74L30 72H27V73H25V74H23V77H24V79H27L28 77H29V74ZM46 73V72H45ZM93 73V72H92ZM175 73V72H174ZM241 73V74H240ZM20 74V73H19ZM80 74V73H79ZM178 74V75H179ZM189 74V73H188ZM191 74H189L188 76H191ZM46 75H48L47 73H46ZM110 75V74H109ZM16 76H18V75H16ZM193 76H192V78H193ZM6 77V76H5ZM20 77V76H19ZM18 77V78H19ZM41 77V76H40ZM48 77H49V75H48ZM84 77V76H83ZM103 77V76H102ZM176 77V76H175ZM178 77V76H177ZM16 78V77H15ZM33 77H29L28 79L30 80V81H32L33 79H32ZM42 78V77H41ZM41 78H39V79H41ZM87 78H89V77H87ZM5 79V78H4ZM21 79H22V77H21ZM20 79V80H21ZM43 79V78H42ZM97 79V78H96ZM115 79V78H114ZM117 79V78H116ZM126 79V78H125ZM238 79H239V77H238ZM6 80V79H5ZM83 80H84V78H83ZM181 80H183V79H181ZM3 81V80H2ZM34 81V80H33ZM48 81V80H47ZM67 81V80H66ZM98 81V80H97ZM122 81H123V79H122ZM174 81V80H173ZM178 81V80H177ZM196 81H198L197 79H196ZM240 81H241V78H240ZM239 81V82H240ZM244 81V80H243ZM7 82V81H6ZM9 82H10V80H9ZM13 82V81H12ZM37 82H39V80L37 81ZM42 82H43V80H42ZM95 82V81H94ZM127 82V81H126ZM178 82H180V81H178ZM182 82V81H181ZM201 82H204V81H201ZM18 83V82H17ZM97 83V82H96ZM112 83V82H111ZM129 83H130V81H129ZM23 84V83H22ZM21 84V85H22ZM26 84V83H25ZM31 84V83H30ZM47 84V83H46ZM49 84V83H48ZM51 84V83H50ZM49 84V85H50ZM95 84V83H94ZM102 84V83H101ZM114 84V83H113ZM121 84V83H120ZM217 84V83H216ZM21 85H19V86H21ZM40 85V84H39ZM42 85V84H41ZM49 85H47V86H49ZM83 85V84H82ZM86 85V84H85ZM91 85V84H90ZM97 85V84H96ZM105 85V84H104ZM124 85V84H123ZM170 85V84H169ZM175 85V84H174ZM220 85V84H219ZM226 85V84H225ZM12 86V85H11ZM25 86V85H24ZM47 86H45L46 88H47ZM84 86V85H83ZM93 86V85H92ZM91 86V87H92ZM98 86V85H97ZM108 86H109V83H108ZM127 86V85H126ZM130 86V85H129ZM146 86V87H147ZM180 86V85H179ZM182 86V85H181ZM188 86V87H187ZM195 86H198L197 85V83H194L193 81H192V79L190 80H187L186 82H185V87H186V90H181L182 92L180 93V94H177V95H173L172 97L176 100V101H174V105L172 104V102H170V100H173V99H171L170 98V96H167V98H166V100H168L169 102H167V104L165 103L164 105H167L166 107H171L170 109H171V112H170V115H172L173 114V116H170V118L172 117V119L173 120H177V122L179 123V122H181V120L183 119V118H181V116L182 115H184L183 113L185 112V109L184 108H187V106H189L190 104H191V102L193 103V106H194V104H197V103H199V106H201V105H208L209 104V109H211V113L213 114V115H211L212 116V118H213V120H215L214 122H216V124H217V131H214V132H212V133H214V135L216 134V136L214 137L213 136V138H214V140H215V138H220V139H224V131L222 130V128L224 127V122L226 121H224V110H221V113H220V115H218V116H216V113L222 108V107H224V103H222V104H218V107H214V102L213 101H211L210 100V97L209 98H207L206 96H205V94L206 93H208V89L207 88H205V87H203L204 89H202V87H201V89H199L198 90V97H200L199 98V100H193V99H189V100H187V98L185 99V91H187V90H197V88L195 89ZM202 86V85H201ZM204 86V85H203ZM86 87V86H85ZM89 87V86H88ZM98 87H100V86H98ZM97 87V88H98ZM103 87V86H102ZM107 87V86H106ZM111 86H109V87H107V88H110ZM114 87V86H113ZM113 87H111V88H113ZM45 88V89H46ZM94 88V87H93ZM124 88V87H123ZM199 88V87H198ZM224 88V87H223ZM222 88V89H223ZM14 89H16V88H14ZM13 89V90H14ZM20 89V88H19ZM23 89V88H22ZM72 89H74V88H72ZM85 89V88H84ZM83 89V90H84ZM105 90H106V88H104ZM119 89V88H118ZM12 90V91H13ZM33 90V89H32ZM48 89H46V91H47ZM91 90V89H90ZM146 90V89H145ZM16 91V90H15ZM14 91V92H15ZM18 91V90H17ZM40 91V90H39ZM57 91V90H56ZM67 91H69V90H67ZM96 91H97V89H96ZM115 90L113 89V92H114ZM180 91V90H179ZM6 92V91H5ZM88 92V91H87ZM86 92V93H87ZM122 92V91H121ZM206 92V93H205ZM25 93V92H24ZM27 93V92H26ZM39 93V92H38ZM54 93V92H53ZM110 93V92H109ZM124 93V92H123ZM143 93V92H142ZM195 93V92H194ZM197 93V92H196ZM195 93V94H196ZM221 93H223V92H221ZM23 94V93H22ZM55 94V93H54ZM67 94V93H66ZM112 94V93H111ZM115 94H116V92H115ZM144 94V93H143ZM170 94V93H169ZM19 95V94H18ZM17 95V96H18ZM27 95V94H26ZM29 95V94H28ZM75 95V94H74ZM97 95H99V94H97ZM118 95H120V94H118ZM172 95V94H171ZM210 95V94H209ZM8 96V95H7ZM38 96V95H37ZM145 96V95H144ZM222 96H224V95H222ZM14 97V96H13ZM20 97V96H19ZM24 97V96H23ZM35 97V96H34ZM33 97V98H34ZM108 97V96H107ZM122 97V96H121ZM189 97H190V95H189ZM195 97V96H194ZM16 98V97H15ZM25 98H27V97H25ZM74 99H75V101L77 100L78 101V103H81L83 106H84V103L86 102V98H85V95H81V92H76V95H75V97H73ZM91 98H92V96H91ZM142 98H144V97H142ZM196 98V97H195ZM207 98V99H206ZM213 98V97H212ZM11 99H13V98H11ZM100 99H101V97L100 96H97V97H95V98H93L92 100H90L91 101V103H93V104H96L95 106L96 107H98V105L99 104H97V103H99L100 102ZM170 99V100H169ZM14 100V99H13ZM12 100V101H13ZM16 100V99H15ZM22 100V99H21ZM29 100L31 101V99L29 98ZM53 100V99H52ZM63 100V99H62ZM129 100H131V99H129ZM140 100V101H139ZM139 100H136V103H134V101H131V102H133L134 104H132V103H127L126 105H128V107H130V108H134V110H135V112H133L132 114H131V116H130V114L129 115H124L125 116V118H119V117H117L116 116V114H115V112H113V111H105L104 109H103V112L101 111L100 113H98V115L100 114V116H103L104 114H112V115H114L115 116V119L117 118V119H124V121H126V124H135V123H133V120L135 121V120H137V122L136 123H139V122H142L143 123V125H140V127L141 128H146L147 127V125H145V124H147V123H145L146 121H150V123H152L151 121V116H149L150 114H149V112H148V108H149V106H147L148 105V103L150 102V100H149V98H146L145 97V99H139ZM27 101V100H26ZM61 101V100H60ZM66 101H67V99H66ZM106 101H108V100H106ZM165 101V100H164ZM223 101V100H222ZM8 102V101H7ZM71 102V101H70ZM110 102V101H109ZM116 102V101H115ZM224 102V101H223ZM8 103H10V102H8ZM17 103V102H16ZM15 103V104H16ZM47 103V102H46ZM58 103V102H57ZM74 103V102H73ZM107 103V102H106ZM119 103V102H118ZM142 105V107H143V103H145L144 105V107L143 108H145V110L146 111H144V113H142L141 111H139L137 108H135V107H137V106H139L140 104ZM169 103L170 104H172L173 105V107L172 106H169ZM20 104V103H19ZM18 104V105H19ZM54 104H55V101H54ZM8 105V104H7ZM72 105V104H71ZM70 105V106H71ZM78 105V104H77ZM81 105V106H82ZM110 105V104H109ZM198 105V104H197ZM264 105V104H263ZM46 106V105H45ZM51 106V105H50ZM94 106V107H95ZM104 106V105H103ZM123 106V105H122ZM125 106V105H124ZM196 106V105H195ZM199 106H197V107H193V110H190L189 111V113H190V115H189V117L191 118H193V119H195V120H197L198 118H200L201 117V111H196V110H198V107ZM95 107V108H96ZM107 107H108V105H107ZM82 108V107H81ZM115 108V107H114ZM113 108V109H114ZM122 109H124L123 107H121ZM125 108H126V106H125ZM151 108V107H150ZM47 109V108H46ZM49 109H52V108H50L49 107ZM71 109V108H70ZM98 109V108H97ZM105 109H108V108H105ZM188 109V108H187ZM254 109V108H253ZM79 110V109H78ZM96 110V109H95ZM117 110V109H116ZM49 111V110H48ZM94 111V110H93ZM126 110H124V112H125ZM46 112H47V110H46ZM181 112H183V113H181ZM188 112V111H187ZM41 113V112H40ZM48 113V112H47ZM127 113V112H126ZM123 114V113H122ZM128 114V113H127ZM152 114V113H151ZM45 115V114H44ZM95 115V114H94ZM160 117H161V119H162V121L164 120L165 122H166V125L168 124V121H170L169 119V117H168V115H165V114H163V113H160ZM46 116V115H45ZM96 116V115H95ZM122 116V115H121ZM104 117V116H103ZM34 118V117H33ZM37 118V117H36ZM73 118V117H72ZM96 118V117H95ZM100 118V117H99ZM111 118H113V117H111ZM139 118V119H138ZM205 118V117H204ZM208 118V117H207ZM53 119V118H52ZM99 120V119H98ZM156 120V119H155ZM206 120V119H205ZM262 120H264V116H262ZM49 121H51L50 119H49ZM54 121V120H53ZM85 121V120H84ZM108 121V120H107ZM107 121L105 122V123H107ZM111 121V120H110ZM124 121L123 122H121V123H119L118 124V122H113L112 124H114V125H118L119 127L120 126H125V123H124ZM82 122V121H81ZM120 122V121H119ZM164 122V123H165ZM204 122V121H203ZM76 123V122H75ZM79 123V122H78ZM97 123H99L98 121H97ZM96 123V124H97ZM101 123H102V121H101ZM123 123H124V125H123ZM149 123V122H148ZM161 123L162 122H158L157 124H159V126L161 125ZM195 123V122H194ZM120 124H122V125H120ZM141 124V123H140ZM215 124V125H216ZM79 125V127L78 128H81L80 127V124H78ZM87 125V124H86ZM100 125V124H99ZM98 125V126H99ZM173 125V124H172ZM195 125V124H194ZM208 125V124H207ZM165 126V125H164ZM188 126H189V124H188ZM218 126L220 127L219 129L220 130H218ZM52 127V126H51ZM110 127H112L113 128V125H110ZM154 127V126H153ZM166 127V126H165ZM100 128V127H99ZM136 128V127H135ZM18 129V128H17ZM52 129V128H51ZM97 129V128H96ZM153 129V128H152ZM174 129V128H173ZM181 129V128H180ZM263 129V131H261V133H259L257 130H255L253 133L256 135V136H258V134H259V136L260 137H262V135L264 136V128H262ZM77 130V129H76ZM154 130V129H153ZM79 131H82V130H79ZM101 130H98V133H101L100 132ZM119 131V130H118ZM167 131V130H166ZM166 131H164V132H166ZM173 131V130H172ZM78 132V131H77ZM96 132V131H95ZM174 132V131H173ZM205 132V131H204ZM222 132V133H221ZM64 133V132H63ZM91 133H93V129L91 130ZM107 133V132H106ZM120 133V132H119ZM130 134H131V132H129ZM211 133V132H210ZM55 134V133H54ZM59 134V133H58ZM65 134V133H64ZM63 134V135H64ZM96 134V133H95ZM137 134V133H136ZM201 134H202V132H201ZM207 134V133H206ZM209 134V133H208ZM207 134V135H208ZM97 135V134H96ZM119 135V134H118ZM195 135H197V134H195ZM114 136V135H113ZM128 136V135H127ZM130 136V135H129ZM152 136V135H151ZM165 136H166V140L167 141H170V142H172V143H169V146L171 145V147L174 149L173 151V153L176 155V157H177V154H176V152H175V150H179L178 149V147H180L181 149L184 147V148H186V149H190L189 147H191L192 148V146H191V142H189V140H188V138L190 139V140H192V138L193 137H195V136H185V135H183V134H181V133H171V132H166L165 133ZM198 136V135H197ZM210 136V135H209ZM37 137V136H36ZM63 137H65V136H63ZM70 137H73V135L72 136H70ZM69 137V138H70ZM92 137H94V139L95 140H93V139H90L89 141H90V145H91V147H92V149H93V151H94V156H96L97 157V163L99 164V165H101L100 164V161L102 162V160H103V157H106V160H104V161H110L109 159H114V158H116V157H114V158H112V157H109L108 155H110V154H113V155H118L117 153H119L118 152V150H121V147L117 144V143H115V142H112V141H110L109 139H106L103 135H100V134H98V136H92ZM143 137V136H142ZM21 138H23V137H20V139ZM122 138V137H121ZM127 138V137H126ZM132 138V137H131ZM211 138V137H210ZM257 138V137H256ZM32 139V138H31ZM64 139V138H63ZM83 139V138H82ZM81 139V140H82ZM86 139V138H85ZM187 139V140H186ZM254 139H255V137H254ZM258 140H261V139H259V138H257ZM256 139V140H257ZM71 140H72V138H71ZM70 140V141H71ZM77 141V142H79L80 144H82V146L84 147V144H85V142H87V141H84V140H82V141ZM155 140V139H154ZM217 140V139H216ZM32 141V140H31ZM130 141V140H129ZM148 141V140H147ZM69 142V141H68ZM72 142V141H71ZM146 142V141H145ZM144 142V143H145ZM164 142H165V140H164ZM189 142V143H188ZM205 142V141H204ZM209 142V141H208ZM212 142V141H211ZM216 142V141H215ZM235 142V141H234ZM13 143V142H12ZM31 143V142H30ZM66 143H67V141H66ZM127 143V142H126ZM218 143H220V142H218ZM14 144H15V142H14ZM33 144V143H32ZM59 144V143H58ZM71 144V143H70ZM78 144V143H77ZM224 144V143H223ZM36 145V144H35ZM63 145H65V144H63ZM72 145V144H71ZM76 145V144H75ZM130 145V144H129ZM148 145V144H147ZM150 145V144H149ZM164 145V144H163ZM190 145V146H189ZM208 145V144H207ZM210 145V144H209ZM217 145V144H216ZM234 145V144H233ZM30 146V145H29ZM40 146V145H39ZM52 146V145H51ZM58 146V145H57ZM88 146V144L86 143V146L84 147V148H86ZM132 146V145H131ZM130 146V147H131ZM135 146V145H134ZM221 146H222V144H221ZM228 146V145H227ZM24 147V146H23ZM60 147V146H59ZM72 147H73V145H72ZM223 147V146H222ZM37 148V147H36ZM123 148V147H122ZM125 148V147H124ZM140 148V147H139ZM221 148V147H220ZM224 148V147H223ZM233 148V147H232ZM231 148V149H232ZM9 149V148H8ZM28 149H30V148H28ZM34 149V148H33ZM59 149V148H58ZM92 149H91V151H92ZM153 149V148H152ZM161 149H162V147H161ZM216 149V148H215ZM19 150V149H18ZM39 150V149H38ZM44 150V149H43ZM70 149H68V151H69ZM137 150V149H136ZM156 150V149H155ZM65 151H67L65 148H64V153H69V152H65ZM71 151V150H70ZM157 151V150H156ZM189 151V150H188ZM79 152H80V150H79ZM123 152V151H122ZM142 152V151H141ZM168 152V151H167ZM167 152H166V154H167ZM187 152V151H186ZM221 152V151H220ZM250 152V151H249ZM19 153V152H18ZM30 153V152H29ZM93 153V152H92ZM91 153V154H92ZM104 153H106V154H104ZM156 153V152H155ZM209 153V152H208ZM74 154V153H73ZM123 154V153H122ZM164 154H165V151H164ZM216 154V153H215ZM223 154V153H222ZM254 154V153H253ZM258 154V153H257ZM259 154H262V153H259ZM61 155V154H60ZM192 155V154H191ZM212 155V154H211ZM219 155V154H218ZM224 155V154H223ZM243 155V154H242ZM74 156V155H73ZM130 156V155H129ZM155 161H156V159L157 160H159V163H160V165L159 166H162L163 164H164V162H165V155H163L162 153H156L155 154ZM162 156H164V157H162ZM215 156V155H214ZM220 156V155H219ZM218 156V157H219ZM248 156V155H247ZM27 157V156H26ZM31 157V156H30ZM64 157V156H63ZM85 157V156H84ZM83 157V158H84ZM173 157V156H172ZM224 157V156H223ZM263 157V156H262ZM261 157V158H262ZM53 158V157H52ZM75 158H76V156H75ZM139 158V157H138ZM195 158H196V155H195ZM222 158V157H221ZM10 159V158H9ZM54 159V158H53ZM64 159V158H63ZM65 159H67V158H65ZM64 159V160H65ZM102 159V160H101ZM182 159V158H181ZM185 159V158H184ZM216 159V158H215ZM58 160V159H57ZM61 160V159H60ZM86 161H87V159H85ZM160 160L161 161H163V162H160ZM176 160V159H175ZM174 160V161H175ZM191 160V159H190ZM225 160V159H224ZM73 161V160H72ZM93 161V160H92ZM197 161H198V159H197ZM20 162V161H19ZM63 162H65V161H63ZM62 162V163H63ZM78 162V161H77ZM167 162H169V161H167ZM171 162V161H170ZM173 162V161H172ZM171 162V163H172ZM183 162V161H182ZM189 162V161H188ZM200 162V161H199ZM208 162H211V164H209L210 165V167H207V168H210L209 169V171L210 170H213L214 171V169L215 168H217L216 167V163H214L213 161H208ZM235 162H237V161H235ZM239 162H241V161H239ZM253 162V161H252ZM22 163V162H21ZM55 163V162H54ZM72 163V162H71ZM88 163V162H87ZM141 163H143V161H142V159L140 158V159H135V158H133V157H130V158H127V159H121L120 161H118L117 159L116 160H113V162L112 163H108V164H105V165H102V166H98V168H97V170H95L97 173H98V177L97 176H95V178H93L92 180H89V182L87 181H85L86 183H84V181L83 180H85L86 178V175L84 174V173H80V170H79V166L77 167V166H73V165H70L72 168H73V170L74 169H77V170H75L73 173H75V174H77V173H80V175L79 176H75V177H77V179H79V181H81V182H83V184H86V186H82L81 184H80V188H77L78 190H77V199L79 200V204H80V209H82V212L83 213H86V216H87V218H85V216L83 217V219L84 220H86V222L84 223L83 221H82V219H80V216L77 218V219H75V217H71L72 218V220H71V218H70V225L71 226H73L74 224H75V230L76 231H78L79 232V237L82 239V240H80L76 245H73L74 244V242H71L70 241V243H71V245H73L72 246V248L73 247H76V248H79V250L77 251L78 252V254H79V258H78V260L81 262H83V264H119V263H121L122 261H118L117 259H118V257H123V258H125V256H129L130 257V260H128V263H123V264H129V261L132 263V264H138V262H139V259L137 258V254L136 255H133L134 254V252H133V254H132V256H130L129 255V252L130 251H132V250H130V249H128L127 250V246H125V243H127L126 241L124 242V236H125V233H126V228H124V232H123V229H122V227H125V226H122V221H123V218H124V214H125V212L126 213H128L127 211H126V208L124 209V208H119V206H118V204H116V202H115V199L113 198V195L114 194H116L117 192H120L121 191V186H123L124 185V182L125 181H127L129 178H126V177H129V176H125V175H123V176H119L120 174H121V172H124V173H127V171H130L131 173V175H132V171H133V169H135V167L139 164V165H141ZM176 163V162H175ZM174 163V164H175ZM256 163V162H255ZM86 164V163H85ZM223 164V163H222ZM251 164V163H250ZM258 164V163H257ZM6 164H3L2 165V167H4ZM67 165V164H66ZM68 165H69V163H68ZM81 165L82 164H80V168H81ZM178 165V164H177ZM177 165H175V166H177ZM215 165V166H214ZM94 166H95V164H94ZM179 166H180V164H179ZM233 166V165H232ZM250 166H252V165H250ZM91 167H92V165H91ZM139 167V166H138ZM155 167V166H154ZM163 167V166H162ZM167 167V166H166ZM228 167L231 169V167L228 165ZM248 167H249V165H248ZM261 167V166H260ZM263 167V166H262ZM89 168H90V166H89ZM141 168V167H140ZM165 168V167H164ZM238 168V166H236L235 167V169H237ZM154 169V171L156 170V168H150V170H153ZM158 170H160L159 168H157ZM167 169V168H166ZM72 170V169H71ZM81 170H82V168H81ZM162 170H164V169H162ZM185 170V169H184ZM223 170V169H222ZM43 171V170H42ZM83 171V170H82ZM120 171V174L118 173ZM136 171V170H135ZM223 171H225V170H223ZM84 172L85 173H87L85 170H84ZM92 172V171H91ZM90 172V173H91ZM141 172V171H140ZM190 172V171H189ZM193 172V171H192ZM205 172V171H204ZM136 173H138L137 171H136ZM142 173V172H141ZM158 173V172H157ZM103 174H104V180H103ZM139 174V173H138ZM186 174V173H185ZM217 174H219V173H217ZM74 175V174H73ZM91 175H93V174H91ZM122 175V174H121ZM130 175V176H131ZM149 175V174H148ZM168 175V174H167ZM166 175V176H167ZM196 175V174H195ZM64 176V175H63ZM145 176V175H144ZM210 176V175H209ZM46 177V176H45ZM79 177V178H78ZM131 177H133V176H131ZM147 177V176H146ZM172 177H174V176H171V178ZM213 177V176H212ZM211 177V178H212ZM169 178V177H168ZM33 177H32V179H31V181H33ZM88 179H91V178H88ZM106 179V180H105ZM178 179V178H177ZM176 179V180H177ZM45 180V179H44ZM104 181V182H103ZM138 181V180H137ZM144 181H145V179H144ZM215 181V180H214ZM27 182V181H26ZM45 182V181H44ZM182 182V181H181ZM191 182V181H190ZM143 183V182H142ZM173 183V182H172ZM221 183H223V182H221ZM28 184V183H27ZM43 185H46L45 183H42ZM103 184V185H102ZM28 185H30L31 186V184H28ZM144 185V184H143ZM163 185V184H162ZM194 185V184H193ZM223 185H224V183H223ZM120 186V187H119ZM151 186V185H150ZM155 186V185H154ZM75 187H76V185H75ZM20 188V187H19ZM18 188V189H19ZM31 189H32V187H30ZM49 188V187H48ZM124 188V187H123ZM132 187H130V189H131ZM148 188V187H147ZM180 188V187H179ZM234 188V187H233ZM17 189V190H18ZM21 189V188H20ZM38 189H43L42 187L41 188H38ZM149 189H150V187H149ZM149 189L147 190V191H149ZM156 189V188H155ZM201 189V188H200ZM29 190V189H28ZM51 190V189H50ZM100 190H102V193L100 194ZM154 190V189H153ZM160 190V189H159ZM235 190V189H234ZM239 190V189H238ZM2 191V190H1ZM0 191V192H1ZM4 191V193H0V195H2L3 196V199H4V202L6 201V200H9L7 203H4L3 204V202H0L1 204H3V207L1 208V209H3V218L4 217H10L9 219H7V218H5L4 220L2 219V212L0 211V214H1V219L6 223V224H11L12 225V228H14V226H16V224L17 223H15L14 222V220H12V218H15V216H16V214H19V208H20V206L22 205V203H19V201H23V204H26V201L25 200H23V199H20L19 197L20 196H25L24 194H21V193H18L17 191V193L18 194H15V195H13L12 193H10V192H7L8 190L6 189V190H3ZM19 191V190H18ZM104 191V192H103ZM135 191V190H134ZM15 192V193H16ZM124 192V191H123ZM154 192V191H153ZM161 193V192H160ZM171 193V192H170ZM35 194H36V192H35ZM145 194V193H144ZM148 194H150V193H147V195ZM69 195V194H68ZM75 195V194H74ZM120 195V194H119ZM132 195V194H131ZM137 195V194H136ZM139 196V195H138ZM117 197V196H116ZM131 197V196H130ZM146 198H147V196H145ZM175 197V196H174ZM6 198V199H5ZM119 198V197H118ZM117 198V199H118ZM121 198V197H120ZM129 198V197H128ZM132 198V197H131ZM135 198V197H134ZM136 199V198H135ZM144 199V198H143ZM155 199V198H154ZM153 199V200H154ZM129 200V199H128ZM133 200V199H132ZM119 201V200H118ZM121 201V200H120ZM119 201V202H120ZM29 202H30V200H29ZM129 202V201H128ZM138 202H140V201H138ZM19 203V204H18ZM143 203V202H142ZM14 205L13 207H9L10 205ZM128 204V203H127ZM130 204V203H129ZM138 204V203H137ZM9 205V206H8ZM140 205V204H139ZM245 206V205H244ZM63 207H65V206H63ZM143 207V206H142ZM21 209V208H20ZM158 209V208H157ZM239 209V208H238ZM128 210H130V209H128ZM144 210V209H143ZM39 211V210H38ZM23 213H24V211H23ZM66 213V212H65ZM45 213H43V214H41V215H44ZM152 214V213H151ZM40 215V216H41ZM126 215V214H125ZM141 215V214H140ZM174 215V214H173ZM44 217H46V219H47V217H48V214H45L44 215ZM128 217V216H127ZM42 218V217H41ZM155 218H157V217H155ZM7 219V220H6ZM79 219H80V221H79ZM68 220V219H67ZM158 220H160V219H158ZM126 221V220H125ZM181 222H182V220H181ZM45 223H46V221H45ZM54 223L55 222H53L52 224L54 225ZM215 224V223H214ZM131 226H133V225H131ZM140 226V225H139ZM10 227V226H9ZM135 228V227H134ZM141 229V228H140ZM154 230V229H153ZM30 231V230H29ZM37 231V230H36ZM128 231V230H127ZM131 231V230H130ZM38 233H39V231H37ZM148 232V231H147ZM152 232V231H151ZM129 233V232H128ZM131 233V232H130ZM135 233V232H134ZM144 233V232H143ZM132 234V233H131ZM138 234V233H137ZM140 234V233H139ZM39 235V234H38ZM136 235V234H135ZM46 236V235H45ZM44 236V237H45ZM263 236H264V234H263ZM32 237V236H31ZM128 237V236H127ZM38 238H39V236H38ZM37 238V239H38ZM130 238V239H129ZM129 240H130V242L132 243V244H130V247H131V245H133L134 243H137V242H135V240H136V238L133 236V235H131V236H129ZM138 238H139V236H138ZM124 239V240H123ZM139 239H141V238H139ZM144 239H146V238H144ZM143 239V240H144ZM210 239V238H209ZM128 240V241H129ZM65 241V240H64ZM67 241V240H66ZM138 241V240H137ZM19 242V241H18ZM165 242V241H164ZM30 243V242H29ZM45 243V242H44ZM141 243V242H140ZM31 244V243H30ZM29 244V245H30ZM34 244V243H33ZM148 244V243H147ZM139 245V244H138ZM145 245V244H144ZM154 245V244H153ZM129 246V245H128ZM142 246V245H141ZM146 246V245H145ZM150 246V245H149ZM161 246V245H160ZM148 247V246H147ZM219 247V246H218ZM28 248V247H27ZM64 248V247H63ZM66 248V247H65ZM132 249H134L133 247H131ZM12 249V248H11ZM69 249H71V248H69ZM81 249V250H80ZM162 249V248H161ZM130 250V251H129ZM138 250V249H137ZM136 250V251H137ZM146 250H147V248H146ZM216 250V249H215ZM220 250V249H219ZM224 250V249H223ZM135 251V250H134ZM157 251V250H156ZM214 251V250H213ZM49 252V251H48ZM230 252V251H229ZM61 253H63V252H61ZM130 253H132V252H130ZM165 253V252H164ZM3 254V253H2ZM18 254V253H17ZM54 254V253H53ZM64 254V253H63ZM112 254H115V255H113V256H111ZM4 255H5V253H4ZM38 255V254H37ZM62 255V254H61ZM60 255V256H61ZM104 255V256H103ZM25 256V255H24ZM29 256V255H28ZM232 256V255H231ZM49 257V256H48ZM47 257V258H48ZM62 257V256H61ZM78 257V256H77ZM157 257V256H156ZM182 257V256H181ZM252 257V256H251ZM45 258V257H44ZM117 258V259H116ZM155 258V257H154ZM236 258V257H235ZM128 259V258H127ZM141 259V258H140ZM147 259V258H146ZM247 259H249V258H247ZM44 260H46V262L48 261V259H43V262L45 263V261ZM244 260V259H243ZM20 261V260H19ZM18 261V262H19ZM141 261V260H140ZM163 262V261H162ZM203 262V261H202ZM22 263V262H21ZM165 263V262H164ZM1 264H2V262H1ZM143 264V263H142ZM175 264H178L177 262L175 263Z\"/></svg>","mask_w":264,"mask_h":264},{"label":"snow or ice","instance_id":"3","mask_svg":"<svg viewBox=\"0 0 264 264\" xmlns=\"http://www.w3.org/2000/svg\"><path fill=\"white\" fill-rule=\"evenodd\" d=\"M225 27H227V25H225ZM230 43H236V46H237L238 48H240V50H241L245 55L250 54V53H249V50H248L247 48H242V47L239 45L238 42L230 41ZM261 83H264V80H262ZM154 106H155V105H154ZM0 119H4V113H3V112H0ZM33 139H36V136H35V135H33ZM19 179H20V175H15V176L13 177V183H14L15 181L19 180ZM213 191L215 192L216 189L213 188ZM19 198H20V199H23V200H27V197H26V196H20ZM217 198L220 199L221 201H223L225 205H227V204L229 203V200H228V196H227V194H220V193H217ZM41 207H43V205H41ZM240 215H244V213L242 212V213H240ZM226 227H227L228 230H226V231L224 232V236H225V237H230L232 230L235 228V225L227 224V222H226ZM225 248H227V244H225Z\"/></svg>","mask_w":264,"mask_h":264}]
</instances>
